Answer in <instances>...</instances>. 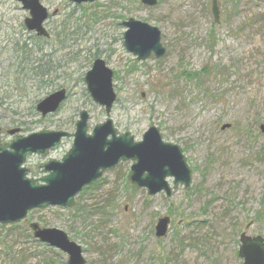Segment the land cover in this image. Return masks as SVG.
Returning a JSON list of instances; mask_svg holds the SVG:
<instances>
[{
  "label": "rangeland",
  "instance_id": "374dc122",
  "mask_svg": "<svg viewBox=\"0 0 264 264\" xmlns=\"http://www.w3.org/2000/svg\"><path fill=\"white\" fill-rule=\"evenodd\" d=\"M40 2L50 13V38L38 41L24 26L29 13L21 4L0 0L2 142L15 128L23 136L74 133L82 111L90 115L89 133L112 119L138 142L155 126L183 150L192 184L152 197L128 182L133 163H121L74 207L45 206L19 227L1 226L0 264H67L66 254L35 242L34 222L66 232L87 264H243L241 234L264 237V0H218L219 22L212 0ZM131 18L160 29L163 58L140 62L125 49L123 22ZM97 59L114 72L109 116L85 82ZM61 89L67 101L42 117L37 104ZM72 144L64 139L47 158L30 156V177H43L40 165L61 160ZM165 217L169 230L159 239L155 227Z\"/></svg>",
  "mask_w": 264,
  "mask_h": 264
},
{
  "label": "water",
  "instance_id": "95a60500",
  "mask_svg": "<svg viewBox=\"0 0 264 264\" xmlns=\"http://www.w3.org/2000/svg\"><path fill=\"white\" fill-rule=\"evenodd\" d=\"M22 5L29 17L25 26L38 37L49 38L44 24L49 11L40 0H14ZM77 5L91 4L96 0H70ZM147 7H155L159 0H141ZM218 0H212V13L219 22ZM127 29L124 34L125 49L140 62L148 60L152 54L163 58L166 49L162 44L159 28L136 19L123 22ZM114 72L103 59H97L86 74L85 82L92 100L105 108L109 116L117 100L114 91ZM67 99L65 89L49 95L37 106L42 117L55 114ZM90 115L80 113L74 133L66 131H41L21 135L19 128L6 132L10 142L2 143L0 128V226L20 224L27 220L33 210L48 207L72 208L76 197L86 188L122 162H133L128 181L135 189H147L149 196L164 192L172 197L182 185L186 190L192 184V170L180 146L165 142L158 127H151L136 141L131 133H119L112 119L98 124L89 133ZM229 126H224L223 129ZM73 139L71 149L61 161L50 159L40 166L43 177L29 176L26 168L29 156L48 157L57 150L63 139ZM168 179H173L172 187ZM170 219L161 218L156 226V236L165 237ZM30 229L39 242L55 248L68 256L67 264H87L81 246L72 241L68 234L56 228H42L31 223ZM238 256L243 264H264V237L248 236L242 233Z\"/></svg>",
  "mask_w": 264,
  "mask_h": 264
},
{
  "label": "trees",
  "instance_id": "16d2710c",
  "mask_svg": "<svg viewBox=\"0 0 264 264\" xmlns=\"http://www.w3.org/2000/svg\"><path fill=\"white\" fill-rule=\"evenodd\" d=\"M36 38H37V37H36ZM39 40H43V39H38V41H39ZM36 41H37V40H36ZM41 68H42L41 66H38V67H36L35 70H36V71H39ZM46 73H47V72H45L44 70L41 69L40 72H37V73H36V76L39 77V78H44V76H46ZM11 226H13L14 228L19 227V225H11ZM2 227H4V226H2ZM35 242H38V241L35 240ZM38 243H39V242H38ZM39 244H40V243H39Z\"/></svg>",
  "mask_w": 264,
  "mask_h": 264
}]
</instances>
